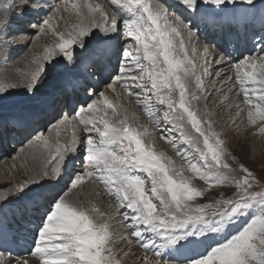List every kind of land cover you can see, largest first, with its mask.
I'll return each instance as SVG.
<instances>
[{
  "label": "snow or ice",
  "instance_id": "1",
  "mask_svg": "<svg viewBox=\"0 0 264 264\" xmlns=\"http://www.w3.org/2000/svg\"><path fill=\"white\" fill-rule=\"evenodd\" d=\"M109 4L114 6L111 18L103 5L90 0H62L46 9L40 0H27L15 5L14 18L20 23L15 32L9 31L14 20L7 15L13 6L0 10L4 41L12 35L26 46L48 32L58 40L44 48L43 56L32 58L34 67L21 74V82L0 84V100L10 90L23 89L27 112L23 125L43 117L37 127L22 129L25 139L31 137L26 148L39 153L40 163L14 193L24 196L33 192L37 200H44L30 255L37 257L39 264H123L111 246L115 237L108 224L100 222L99 209L73 199L78 187L95 180L119 208L126 209L120 216L130 232L120 239L140 242L145 251L143 264H264V183L247 166L235 163L211 114L193 106L201 99L202 75H211L210 64L227 63L233 76L220 68L214 69L215 76L238 86L235 95L242 94V102L248 106L250 126L264 121V34L254 33L250 38L253 51L258 49L255 55L249 52L226 62L229 53L221 55L204 47L201 74H197L193 59L198 53L193 41L199 40L201 23L207 26L209 19L214 23L228 10L234 18L238 12L247 15L256 8V0H174V4L167 0H109ZM209 9L214 10V17H209ZM41 12L44 17L35 22L23 19L30 13L39 17ZM65 13L75 14L79 22L66 32L58 31L59 21H66ZM185 33L192 44L190 50ZM114 38L122 41L114 65L96 56L88 65L93 71L86 78L66 73L50 88H43L58 64L74 68L81 59L78 50L91 57L93 44L105 45ZM109 50L98 49L103 53ZM101 83L104 90L99 88ZM117 87L143 106L159 138L176 151L186 168H178L155 147V137L147 127H134L127 115H121L127 109L115 102L120 99ZM227 99L225 96L222 101ZM49 109L53 111L49 113ZM242 111L237 106V116ZM69 125L71 141L61 144L60 129ZM258 133L264 134V124L258 126ZM180 143L186 146L183 150ZM26 148L21 147L17 155ZM77 154L83 170H73L63 187L45 196L44 186L58 185ZM197 177L207 188L192 183ZM224 185L233 187L231 196L221 193L210 203H190L213 186ZM10 195L0 196V201L6 202ZM241 218L246 222L237 232L206 244L207 238L226 232ZM200 247L204 250L199 251ZM148 252L154 260L148 258ZM3 256L0 252V264H11L3 261ZM16 264L30 262L17 258Z\"/></svg>",
  "mask_w": 264,
  "mask_h": 264
},
{
  "label": "rangeland",
  "instance_id": "2",
  "mask_svg": "<svg viewBox=\"0 0 264 264\" xmlns=\"http://www.w3.org/2000/svg\"><path fill=\"white\" fill-rule=\"evenodd\" d=\"M23 1H24V3L27 2V0H0V10L7 8L9 5L14 6L15 3L16 4L22 3ZM42 1H44V0H40V2H42ZM105 1L106 0H101L99 4L102 3L101 5H103V7H104ZM107 1L109 2V0H107ZM53 3H62V0H58V1L56 0L55 2L53 0L51 3L44 4L45 9L47 8L48 4H53ZM173 3H174V0H173ZM108 6L110 8V14L108 12L107 15L109 18H111L114 16V11H113L114 6H111L109 3H108ZM262 9H264V0H256V10H257L256 15L259 14L256 17L259 18V20H256L255 22L247 23V24H245L246 26L242 27L241 29H238L236 26L230 25L231 24L230 19H231V17H233V13L231 11H229L227 13V16L230 17L229 18L230 21L227 20V22H226L228 24V26L227 27H224L223 25L217 26V28L214 30V32H219L223 37H225L224 40H219L218 42L214 41V40H203V35H205V34H203V32L201 30L204 31V28H202L200 26L199 38H201V39H199L198 41H193V43L196 44V42H201L200 44L197 43L196 45L199 46V45L204 44V45H206L205 47H208L209 43L213 44L214 46L219 44L218 47H220V45H221V46L225 47L227 50L226 51L223 50V52H221V50L219 48L218 49L219 51L216 50L215 52L220 53L221 55H223L224 53H229L230 55H225V57H224L225 59H227L228 56H230L232 58H234V56H236L235 58L238 59L241 56L240 52H242V48L245 44V46H244L245 50L246 51L249 50V51H247V53H245L244 55H247L249 52H252L253 46H251L252 45L251 42H250V44H247L243 41V39H242L243 34L240 32L243 31L246 33H250V35H253L254 33L264 34V13H262V11H261ZM15 11H16L15 7H12L11 10H9L7 12L8 17L13 19ZM209 13H210L209 15H211V17H214V15H215L214 10L209 9ZM249 13H251V12H249ZM249 13H247V14H249ZM12 14H13V16H11ZM44 15H45V13L41 12L40 16L36 17L30 13L27 17H24L23 19L25 21L32 20V22H35L37 19L43 18ZM224 16H225V14L221 13L219 17H216V19L222 20L224 18ZM68 19H71V20L75 19V22L73 24H76L79 22V18L73 17L71 14H68ZM59 23H60L59 26L64 25L62 23V21H59ZM19 27H20L19 21L14 20L9 31L15 32L16 30L19 29ZM70 27L69 28L63 27V28H59L58 30L66 32V31L70 30ZM29 31H32V30L30 29ZM49 34H51V33L48 32L47 34H41L39 37V38H43V36L48 35L47 36L48 37V41H47L48 44L45 45L46 47H51V46H53V44L55 42H58L56 36H54L52 34L49 35ZM11 36L12 35H10L6 41H4L3 37L0 36V76H4L6 73H9V71L12 68L14 69L17 65V62H20V59L22 57L27 58L29 56L28 58L30 59V61L32 60L33 57L39 58V56H35L36 54H34V55L32 54V53H34L33 49L35 46L36 38H33L32 42L28 43L25 46V43L23 42V40L18 41L16 38H14V36H12V37ZM51 38H52V40H51ZM240 38H241V40H240ZM250 38L251 37L249 36L248 39L250 40ZM184 39H185V42L187 44L188 38H187L186 33L184 35ZM225 40H226V42H225ZM17 41L19 42V44ZM39 41H42V40H39ZM238 41H239V43H240V41L243 42L242 47H240V45H238ZM187 46H188V44H187ZM191 47L188 46L189 50L191 49ZM213 49H215V47H213ZM238 51H239V53H238ZM257 51H258V49H257ZM255 53L257 54L256 51L252 52L253 55ZM42 54L44 55V51L42 52ZM77 54L81 59H80L79 63H77V65L74 67L75 72H73V70L71 71L73 73L64 72L65 70H63L62 67H60V68L56 67V72L53 74L54 75L53 78L54 79L56 78V79L51 80L50 79L51 76L49 78H47V80L45 81V83L43 85L44 89L50 88L56 82L57 79H59L62 75L66 74V73L69 75L74 74V73L77 74L76 72H78L77 70H78L79 66H81L83 59L86 56H89V54L80 53L79 50L77 51ZM93 54H95V53H93ZM96 54H98V53H96ZM190 55H192L191 52H190ZM198 55H199V49H198V53L193 56V59L196 62L197 74H201V69H200L201 64H199L200 62L198 60L199 59ZM211 58H210V56L208 57L209 61H211ZM13 59H14V61H13ZM60 66H63V64H60ZM64 66H66V65H64ZM82 66H85V65L82 64ZM224 66H225V64L221 67H224ZM15 71L18 72L17 69H15ZM19 71L24 72L22 69H20ZM20 74L21 73H19L18 77L20 76L19 81L21 82L22 76ZM205 75H207V74L202 75L203 88L198 93L201 96V99H200L198 104L194 102L193 106L199 108L201 111H207L208 113L211 114L210 118L215 125V130L217 132H220L223 134V139L225 140V142L227 144V149H228L229 153L231 154V156L235 157V163L236 164L242 163L245 166H247L253 172V174L261 181V183H264V134L258 133V126L260 124H264V121H258L257 127L250 126L248 123L247 114H246V110H247L248 106L246 104H244L243 102H241V104L238 106H239V108L244 109L245 111H242V113H240L239 116H237V114H236L237 113V107H233V101L230 104L227 102V100L226 101L223 100V102H227L228 104L224 107H222L221 104L219 106V103H221V100L223 97H225V95L233 94V93L239 91V88L237 85H235L234 83L231 82V85L229 87L232 88V90H233L232 92H229L228 88L225 89V87H223V88H221L220 91H215L212 94H210V92L207 93L206 92L207 88H208V86L211 85V83L209 82V80L211 78L209 79L206 77L207 78V80H206V79H204ZM226 75L232 76V75H230V72L226 73ZM15 80L16 79L11 80V81L15 82ZM11 81H9V83H12ZM2 83L3 82L0 81V84H2ZM193 83H194V81H193ZM214 84H216V83L214 82ZM213 86H215V85H213ZM190 89L195 91V89L192 85H190ZM100 90H104V87L101 88ZM119 92H121L120 95L122 94L124 96V97L120 96V99L116 100V101L121 100L120 101L121 105H123V101L124 102L126 100L128 101V99H129V101L132 100V98L128 97L126 93H123L122 91H120V89H119ZM106 94H108V93H106ZM81 95H83V94H81ZM108 95H109V98H111V99L114 98L113 96H111L112 94L109 93ZM239 97H241V99L243 101V96L239 95ZM25 100H26V98L24 96L23 89L10 90L9 94L4 96V98L2 100H0V122H3L5 120L9 119L12 116L17 117V118L18 117L24 118L27 115V112H24V110L26 109ZM231 100H233V98H230V101ZM131 103L129 102V104H131L133 106L131 108H134L135 110L128 117L130 123L134 127H137V128L147 127L149 133H151L155 137V147L158 150L163 151L169 157H171L178 168H186L185 162L179 156H177L176 151L172 147H170L167 143H165L163 140H161L160 138L158 139V137H159L158 129H156L153 124L149 123V119L145 113H141V111H138L136 109L135 106L137 103L135 102V104H134L132 101H131ZM125 105H128V103L127 104L125 103ZM140 107H143V106L140 105ZM64 111L66 113L67 110H64ZM134 113H136L135 114L136 117L131 116ZM109 115L111 116L110 110H109ZM77 132H79L78 129H77ZM81 134H83V133H81ZM59 137H60L59 140L62 141L61 144H67L68 143L67 140L68 139L71 140V138H72V132H69V130L64 131V133L60 132ZM62 138H64V139L62 140ZM29 139H31V138H29ZM15 140H17L16 136H15ZM6 142H7L6 146L2 145L0 147V166L3 164L2 166L4 167L5 165L9 164L10 167L8 168L9 171H7V172L5 171L4 173H0V175L3 178L6 176L7 178L11 179V181L8 182L10 184L0 183V196H2L1 193H3V192L4 193H9V192L11 193V189H12L13 195H10L9 199L6 202L0 201V206H1V208H6V206H3V205L4 204L8 205V209H10V211H9L10 214L8 215L9 218H11V217L15 218L13 216V213L16 214L17 212H20L18 210L21 207H24V203H25L24 200L31 199V198H33V195H34L33 192H29L27 195H24V196L14 195L16 188L18 187V184L24 182L25 180H28L29 177L31 176L32 170L30 169V167L32 165L27 163V165H30V166H28L25 169L26 172H24L25 175L22 177L23 178L22 179L21 178L22 173H19L18 170H15L13 168L12 160L17 155V153L19 152L18 148H20L23 144H24V146L27 145L28 140L25 141L26 143L23 142L21 144H19V142H17L18 145H16V144L12 145L10 142V138L6 139ZM160 146H163V147H160ZM179 146L181 147L182 150L186 147L182 143H180ZM189 151L191 152V150H189ZM75 163L77 164L76 160L74 161V164L72 166H74ZM78 165H80V163L76 165V168L78 167ZM19 167H22V165ZM29 170H31V171L28 172ZM0 172H1V170H0ZM66 174H67V172H65V174L63 176H65ZM185 175L191 176L192 173L185 171ZM66 178H67V180H66ZM64 179L66 181H68L69 177L62 178V180H64ZM90 181L92 183L96 184L95 185L96 189L94 188L93 192H90V186H88L89 184H86V185L84 184L85 186L83 185V186L79 187V193L76 195L77 197L75 199H77L79 202H81L85 206L91 207L94 205L96 208H98L99 212L102 214L100 217V220L104 217L109 219L108 222H110V223L108 226H109V229L112 232L113 236L115 237L117 234V230H113V229L117 228V224H118L117 221L120 220L119 221L120 226H123V228H126L125 223L121 222L122 219L120 216L118 206H117V204L113 198L108 197L105 189L103 187H101L100 184L96 183L95 180H90ZM91 182H90V184H91ZM192 183L199 188H207V186L204 184V182L202 180H200L198 177L194 178ZM64 184H65V182H64ZM53 186L54 185H52V184H47L44 186V188H43L44 190H42V191L49 190ZM96 190L99 194L96 192ZM233 191H234V189L231 185L213 186L211 189L206 190L204 192L203 197H198V198H196L195 201H192L190 203H193V204L210 203V202L214 201L215 199H218L221 193H223L227 197V196H231ZM35 199L36 198H33V201H31L30 203L35 202ZM15 205H18L17 210H16V207H13ZM12 208H13V211L11 210ZM5 210H7V209H5ZM24 212H26V211H24ZM25 216H26V214H25ZM18 218L20 221V217L16 216V218H15L16 224H14V225L11 222L7 223L9 225V228H10V229L8 228V232L10 234H14L13 248L15 249L16 245L20 243L19 245L23 249L22 250L23 254L20 255V257H19V256H17V252H16V254L15 253L12 254L11 252L13 250L9 248V250L11 251L9 253H11V255L8 256L9 253L5 252L4 253L5 255L3 256V258L5 260L4 259H2V260L3 261H10L11 260V264H16L17 258H19L21 260H23L25 258L30 260V258H31L30 254H28V253H30L31 248H29V246H31V244L26 241L27 240V239H25L26 234L23 233L20 236V235H16L15 231H13L15 228H18V226H17ZM117 218L119 220H114ZM29 221H30L29 218L28 219L24 218V226L23 227L25 228L27 226H31V227L26 228V233H30L31 232L30 230H33L34 229L33 227L37 226V224H35V223L30 224ZM102 222H104V221H102ZM245 222H246V218H241L238 222H233V224L227 229L226 232H223L220 235L211 236L208 239L210 241H212L213 243H215L217 241H221V239L223 240L227 236H229L230 234L237 232L240 228H242L245 225ZM19 223H21V222H19ZM7 224H6V227H8ZM27 235H29V234H27ZM127 235H129V234H127ZM134 241L138 242L137 240H134ZM25 243H27V244H25ZM111 246L114 248V252H115L117 258H119V255H117L119 243L114 242V244ZM24 247H28L29 248L28 251ZM0 252H1V250H0ZM25 252L29 255V258H28V256H25ZM12 255H14V256H12ZM29 262H30V264H32V260H30Z\"/></svg>",
  "mask_w": 264,
  "mask_h": 264
},
{
  "label": "bare ground",
  "instance_id": "3",
  "mask_svg": "<svg viewBox=\"0 0 264 264\" xmlns=\"http://www.w3.org/2000/svg\"><path fill=\"white\" fill-rule=\"evenodd\" d=\"M53 0H46V3H51ZM100 1L101 0H90V2L91 3H100ZM103 2V1H102ZM22 3H24V1L22 2ZM41 3H43V4H46L45 3V0L44 1H42ZM93 3V4H94ZM102 4V3H101ZM15 5H16V3H15ZM15 5L13 6V7H15ZM246 7V6H245ZM15 9H16V7H15ZM104 11L108 14V12H109V14H110V8H109V6H108V1L106 0L105 1V4H104ZM262 11V10H261ZM256 12H257V10H256V8L251 12V13H249V14H247V15H244V14H242V13H237L236 14V17L235 18H233V17H231V26H234V25H236V27L238 28V29H241L242 27H244V26H246L245 24H247L251 19H254V21H256L257 20V18H256V16L257 15H259V14H257L256 15ZM260 13V12H259ZM210 14V13H209ZM65 15V17H66V21H64V20H61L62 21V23L64 24V25H62V26H58V28H57V30L59 29V28H63V27H70L74 22H75V19H73V20H71V19H68V13H65L64 14ZM73 17H77V16H75V14H71ZM226 16H227V14H225ZM11 16H13V14L11 15ZM224 17L223 18V22H219V21H215L214 23H212V26L210 27L209 26V23H207V26L204 24V23H201L200 24V26L202 27V28H204V31L206 32H209L211 29H213L212 27H214V26H216V25H218V24H220V26L221 25H223L224 24V22H227V20H229V18H227V17ZM211 18V17H210ZM13 19L15 20V18L13 17ZM216 19V18H215ZM212 20V19H211ZM233 22V23H232ZM56 21H54L53 22V26L54 27H56ZM61 23V24H62ZM59 25H60V23H59ZM228 26V24L226 23L225 25H224V27H227ZM59 31V30H58ZM201 31H203V30H201ZM51 34H52V32H50ZM240 33H242L243 34V36H242V39H243V41L245 42V43H247V44H250V40L248 39V37L250 36H252V35H250V34H248V33H246V32H240ZM51 34H49V35H51ZM53 35V34H52ZM48 35H46V36H43V38H38V39H36L35 40V46H34V49H33V52L34 53H32L33 55L34 54H36L35 56H42L43 54H42V52L44 51V48L46 47L45 45H47L48 43H47V41H48V37H47ZM12 37V36H11ZM12 39V38H11ZM199 39H201V38H199ZM15 40V39H14ZM39 40H42V41H39ZM51 40H52V38H51ZM240 40H241V38H240ZM18 42V41H17ZM120 42H122V41H120ZM110 42H108V44H109ZM197 43H201V42H196V44ZM18 44H19V42H18ZM50 44V43H49ZM187 44H188V46H192V44L190 45L189 43H188V39H187ZM195 44V45H196ZM45 47H44V46ZM105 45H107V44H105ZM240 45V44H239ZM206 45H204V44H202V45H199V46H197L196 45V47H197V49H199V55H198V57H199V64H202L203 63V59H202V54H203V49H204V47H205ZM244 46H245V44H244ZM243 46V48H242V52H240V54H245V53H247V51H249V50H245V47ZM252 46V45H251ZM107 48L109 49L110 48V45H108L107 46ZM208 48H209V50L211 51V52H213V53H216L215 51L216 50H218L220 47H215V49H213V47L211 46V45H208ZM219 51V50H218ZM14 52V51H13ZM252 52H255V51H253V47H252ZM256 52H257V50H256ZM96 53H98V52H95V54ZM238 53H239V51H238ZM31 54V55H32ZM256 54V53H255ZM254 54V55H255ZM29 57V56H28ZM26 58V57H22L21 59H20V62H17V65H16V67L13 69H11L10 71H9V73H6L4 76H0V81H2L3 83L5 82V81H7V82H9V81H11V80H14V79H16L15 80V83H19L20 81H19V77H18V75H19V73H26V72H29V71H31L32 70V67H34V66H32L31 64H30V59L29 58ZM236 56H234V58H232V57H230V56H228V58L227 59H225V61L227 62V61H229V60H235L236 58H235ZM210 58H211V56H210ZM231 58V59H230ZM212 59V58H211ZM13 61H14V59H13ZM16 61V60H15ZM87 63L88 62H85V63H83L85 66H82L81 65V67L79 66V68H78V72H80V69H84L86 66H87ZM224 65V64H223ZM223 65H219V66H217V65H212V64H210V66H209V68H208V72L209 73H211V75H205L204 76V79H206L207 80V78H211L210 80H209V82L211 83V85L210 86H208V88H207V93L208 92H210V94H212L213 92H215V91H220L221 90V88H223V87H225V89H227V88H229V86L231 85V82H229V83H227V84H225L224 82H223V80L221 79V80H218V78L215 76V74H214V69H217V68H220L221 66H223ZM15 66V65H14ZM15 69H22L24 72H20V71H18V72H16L15 71ZM220 69H222L223 70V72L226 74V73H229L230 72V75H232L233 76V72H231V71H229V67H228V65H227V63H225V66L224 67H221ZM20 74V75H21ZM76 76H80L82 79H84L85 78V76L83 75V73H79L78 75H76ZM87 76V75H86ZM229 76V75H228ZM54 77V75H52L51 77H50V79L52 80V79H54L53 78ZM207 77V78H206ZM56 79V78H55ZM54 79V80H55ZM214 79V80H213ZM213 80V81H212ZM12 82V81H11ZM208 82V81H207ZM214 82L216 83V84H214ZM213 85H215V86H213ZM210 90V91H209ZM121 91V90H120ZM233 91V90H232ZM238 92V91H237ZM237 92H235V93H237ZM116 93L119 95V96H122V97H124L122 94L120 95V93L121 92H119V89L117 88L116 89ZM235 93H233V94H227V95H225V96H227L228 97V99H227V102L228 103H232V101H233V107H237L238 105H240L241 104V102H242V99H241V97H239V95H235ZM83 94V93H82ZM109 94V93H108ZM215 94V93H214ZM209 95V94H208ZM216 95V94H215ZM112 96V95H111ZM217 96V95H216ZM240 96H242V95H240ZM126 97V96H125ZM210 97V96H209ZM230 98H233V100H231L230 101ZM111 99V98H110ZM215 99V98H214ZM219 99V98H218ZM131 100V99H130ZM212 100V99H211ZM216 100V99H215ZM121 101V100H120ZM120 101H116L118 104H120L121 102ZM128 101H129V99H128ZM127 100L124 102L123 101V105H122V107L124 108V109H127V112L126 113H124V112H122L121 113V115H127L128 117H129V115L131 114V113H133L134 112V108H131V107H133L131 104V101H129L131 104H129V102H128ZM206 101V100H205ZM204 101V102H205ZM226 101V100H225ZM218 102V101H217ZM223 101L221 100V103H219V106H220V104L222 105V107H224V106H226L228 103L227 102H223ZM125 103L127 104L128 103V105H125ZM121 105V104H120ZM137 105V104H136ZM130 107V108H129ZM229 109V108H228ZM65 110H67V109H65ZM51 111H53V110H51ZM51 111H50V113H51ZM67 112V111H66ZM242 113V112H241ZM135 114L136 113H134L133 115H131L132 117H136L135 116ZM17 118V117H16ZM40 118V117H39ZM42 118V117H41ZM9 119H11V120H13L12 118H9ZM18 119H22V120H20V121H23V118H21V117H18ZM133 119V118H132ZM36 120H40V119H35V120H33V125H30V127L29 128H31V127H36V126H38V123H37V121ZM131 120V119H130ZM40 130L41 131H43L44 129L41 127L40 128ZM66 130H69V132H72V127H70V125L69 126H67L66 128L65 127H63L62 126V128L60 129V132H63L64 133V131H66ZM21 137L22 136H19V138L21 139ZM71 137V136H70ZM158 137V136H157ZM9 138V136H7L6 138H5V140L6 139H8ZM17 138V140H18V137H16ZM29 138H31V137H29ZM28 138V139H29ZM28 139H25V136L23 137V140H21V142H19V144H21V143H23V142H25L26 140H28ZM59 139H60V137H59ZM64 138H62V140H63ZM158 139H159V137H158ZM70 141L71 140H67V142L68 143H70ZM62 141L60 140V143H61ZM26 143V142H25ZM13 145V144H12ZM16 147V146H15ZM21 147H25L26 148V145L24 146V144L21 146ZM21 147L20 148H18V150H19V152L18 153H20V149H21ZM160 147H163V146H160ZM6 150V149H5ZM17 153V154H18ZM3 163V162H2ZM27 163L28 164H31L32 166L30 167V169L32 170V174H33V170L34 169H37L38 168V166H39V163H40V158H39V153L38 152H36V153H33V151L32 150H30V149H27L26 148V150H25V152L24 153H21V154H19V155H16L14 158H13V160H12V164H13V168L15 169V170H18L19 171V173H22V176H21V178L25 175L24 174V172H26L25 171V169L28 167V166H30V165H27ZM77 164H79L78 163V161H77ZM76 163H75V165L74 166H72L71 168H72V170L73 169H78V168H76V165H77ZM3 165V164H2ZM0 166V170H1V172L0 173H4L5 171L7 172V171H9L8 170V168L10 167L9 166V164L8 165H5L4 167L3 166ZM22 165V167H19V166H21ZM12 169V168H11ZM31 170H29L28 172H30ZM31 174V175H32ZM23 179V178H22ZM66 180H67V178H66ZM65 180V183H67L68 181H66ZM11 181V179H9V178H7L6 176L3 178L1 175H0V183H6V184H10V183H8V182H10ZM61 184H63V180L61 179L60 180V182H59V184L58 185H54L53 187H51L50 188V190L51 189H55L56 188V190H58V189H60V186H61ZM86 184H89L88 186H90V192H93V189L95 188V183H88V181L86 182ZM85 184V185H86ZM84 185V184H83ZM82 185V186H83ZM84 185V186H85ZM59 187V188H58ZM82 188V187H81ZM96 189V188H95ZM99 190V189H98ZM101 190V189H100ZM96 192H97V190H96ZM100 192V191H99ZM10 193V192H9ZM9 193H1V195L2 196H4V195H8ZM11 193H12V189H11ZM79 193V187H78V189L77 190H75V195L73 196V199H75L77 196V194ZM95 193V192H94ZM98 193V192H97ZM104 193V192H103ZM99 194V193H98ZM97 195V194H96ZM103 195V194H102ZM43 202V201H42ZM117 213V212H116ZM6 213H3V214H1V210H0V220L2 219V217L5 215ZM10 214V213H9ZM22 214V215H21ZM16 216H18V217H20V221H24V212H17L16 214H15ZM113 216V215H112ZM117 217V216H116ZM8 219L9 220H12L13 219V217H11V218H9V216H8ZM108 220L109 219H107V218H102L101 220H100V222H102V221H104L105 223H107L108 225H109V223L110 222H108ZM114 220H119L118 218L117 219H114ZM120 221V220H119ZM119 221H117L118 222V224H117V228L116 229H113V230H117V234H116V236H115V242H117V243H119V247H118V251H117V255H119V258L118 259H120L122 262H123V264H143V261H142V257H144L145 256V251L144 250H142L141 248H139L138 246H137V243H134V239H132V241H131V243H128V242H121V239H120V237H122V236H124V235H127V234H129V231H128V229L127 228H123V226H120V224H119ZM8 222V221H7ZM122 222V221H121ZM120 222V223H121ZM120 226V227H119ZM33 231H31L30 233H26L25 232V234L27 235V234H31ZM13 237H14V234H10L9 232H8V227H6V224H3V223H1L0 222V250H1V252H3V253H5L3 250H4V248L5 247H8V249L10 248V249H12L13 251L11 252L12 254L13 253H15L16 254V250L13 248V244H14V242H13ZM35 238V237H34ZM34 238H28V236H25V239H27L26 241L27 242H29L31 245H33V241H34ZM19 241V240H18ZM13 242V243H12ZM20 242V241H19ZM20 244V243H19ZM19 244H17L16 245V247H19V248H22V247H20V245ZM27 251H28V247H24ZM31 250H32V248L30 249V252H31ZM199 250V249H198ZM125 252H128L129 253V255H127V256H125L124 255V253ZM28 254H30V253H28ZM27 253H25V256H28V258H29V255H28ZM5 255V254H4ZM9 256V255H8ZM7 256V257H8ZM12 256H14V255H12ZM31 256V255H30ZM147 256H148V258L150 259V260H154L155 259V257L152 255V254H150V253H147ZM20 257V256H19ZM2 259H4V258H2ZM26 259V258H25ZM5 260V259H4ZM30 260H32V264H39V259L37 258V257H35V256H31V258H30ZM29 260V261H30ZM11 261V260H10ZM14 263V262H13Z\"/></svg>",
  "mask_w": 264,
  "mask_h": 264
}]
</instances>
